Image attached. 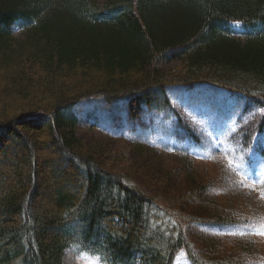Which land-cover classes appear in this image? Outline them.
I'll return each instance as SVG.
<instances>
[{
  "label": "trees",
  "instance_id": "trees-1",
  "mask_svg": "<svg viewBox=\"0 0 264 264\" xmlns=\"http://www.w3.org/2000/svg\"><path fill=\"white\" fill-rule=\"evenodd\" d=\"M0 74V264H67L72 248L102 264H172L180 250L192 264L248 261L243 244L210 236L195 250L186 235L199 214L236 202L217 207L206 197L213 183L206 195L194 179L178 198L153 195L128 160L145 146L87 141L70 109L124 99L136 117L166 109L167 87L200 83L264 109V0H0ZM172 155L181 169L197 164L187 151ZM189 203L196 217L183 212Z\"/></svg>",
  "mask_w": 264,
  "mask_h": 264
},
{
  "label": "rangeland",
  "instance_id": "rangeland-1",
  "mask_svg": "<svg viewBox=\"0 0 264 264\" xmlns=\"http://www.w3.org/2000/svg\"><path fill=\"white\" fill-rule=\"evenodd\" d=\"M233 31L237 35L243 33L237 27ZM20 34L21 29L15 27V35ZM4 79L0 74V84ZM165 91L169 103L166 109L156 111L143 107L142 114L136 117L131 116L124 99L111 104L100 97L81 99L70 109L77 119V135L87 141H102L109 149L125 150L134 141L144 145L139 152L131 150L128 160L133 173L153 195L161 191L178 198L187 188L194 187L191 179L197 180L202 193H206V185L213 183L212 197L206 193L207 198L217 202L216 206L218 202L224 206L228 201L236 204L222 207L225 211L199 214L200 222L185 225L188 240L195 250L203 249L210 236L223 248L243 244L250 250L245 254H252L242 264H264V235L260 234L264 233V124L261 130L264 109L240 94H231L210 84L200 83L192 88L169 86ZM255 147L262 153L255 151ZM180 149L187 151L197 164L183 160L182 169L179 168L180 158L172 154ZM144 155L159 166L155 165L157 168L153 171L145 169L139 157ZM185 169L190 177L183 173ZM240 179L249 186L244 193L238 192L242 188H225L226 183ZM181 206L185 207V214L194 217L199 211L193 203ZM223 219L229 223L215 224V220ZM207 220L212 223L206 224ZM68 252L71 254L69 259L66 257L67 264H102L76 248ZM172 264L192 263L186 252L180 250Z\"/></svg>",
  "mask_w": 264,
  "mask_h": 264
},
{
  "label": "snow or ice",
  "instance_id": "snow-or-ice-1",
  "mask_svg": "<svg viewBox=\"0 0 264 264\" xmlns=\"http://www.w3.org/2000/svg\"><path fill=\"white\" fill-rule=\"evenodd\" d=\"M261 235H264V233H260Z\"/></svg>",
  "mask_w": 264,
  "mask_h": 264
}]
</instances>
